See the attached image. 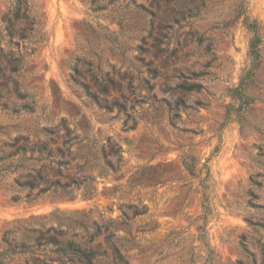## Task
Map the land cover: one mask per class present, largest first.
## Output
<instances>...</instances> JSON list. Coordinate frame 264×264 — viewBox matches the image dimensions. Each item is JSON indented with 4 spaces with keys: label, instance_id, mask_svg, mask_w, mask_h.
Returning <instances> with one entry per match:
<instances>
[{
    "label": "rangeland",
    "instance_id": "rangeland-1",
    "mask_svg": "<svg viewBox=\"0 0 264 264\" xmlns=\"http://www.w3.org/2000/svg\"><path fill=\"white\" fill-rule=\"evenodd\" d=\"M238 2L30 0L41 24L0 51V147L78 135L95 180L34 205L0 186L5 264H264V0H246L259 58ZM179 146L210 169L209 215Z\"/></svg>",
    "mask_w": 264,
    "mask_h": 264
},
{
    "label": "trees",
    "instance_id": "trees-1",
    "mask_svg": "<svg viewBox=\"0 0 264 264\" xmlns=\"http://www.w3.org/2000/svg\"><path fill=\"white\" fill-rule=\"evenodd\" d=\"M237 12L242 16L243 24L253 32L250 40V54L255 58L260 57V29L261 26L256 20H251L248 14L246 0H239L237 4ZM41 20L35 16L31 11L30 0H10L8 9L0 16V51L10 59L14 55V49L11 48L12 38L17 35H24V32L30 25H40ZM5 42L6 47L1 46ZM3 67L0 64V74ZM15 71V69L13 70ZM180 118V114H170L169 120L172 125L175 120ZM54 132L46 130L42 136H35V141L44 139V142L38 144L33 143L29 146L30 137L24 136L22 138L15 137L10 142L0 147V186L8 192L9 198L15 203H27L34 205L42 202L45 199H71L74 196V189L81 187L82 184L92 182L95 177L91 176V166L86 164L87 157L80 156L84 163H77V169L83 172L84 179L80 181L70 173L65 172L71 170V162L78 160L77 151L73 149L74 139H78V135L69 137L60 142L54 138ZM54 145L55 147H52ZM180 148V164L186 172L193 178L198 179L199 184L203 188L202 206L205 215H209V190L211 188V173L206 162L202 168L198 167V158L192 150H185L183 146ZM123 150H120V152ZM123 158L122 154L119 160ZM207 161V160H206ZM51 170L56 176L55 179H49L45 172ZM61 178H66L62 181ZM83 197H93L96 191L90 188V185H85ZM127 208L135 207L133 216H138L147 213L148 209L143 205L142 208L132 204L126 205ZM130 215L126 209H123L121 217L123 222L127 223L126 219ZM27 230H34L32 227L25 226ZM118 228V227H117ZM200 228V226H199ZM25 243V242H23ZM9 246L12 243H8ZM26 245V244H22ZM15 246H18L16 243ZM72 249V243L69 242L67 247L62 248L63 251ZM82 253V252H81ZM4 253L0 251V255ZM83 255V253H82ZM120 260L125 258L124 254L118 251ZM0 264H5L3 258L0 256Z\"/></svg>",
    "mask_w": 264,
    "mask_h": 264
}]
</instances>
